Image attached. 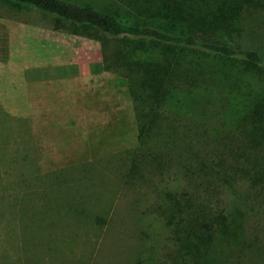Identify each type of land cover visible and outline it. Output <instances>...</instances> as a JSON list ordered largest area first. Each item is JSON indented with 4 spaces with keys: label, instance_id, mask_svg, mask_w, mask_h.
I'll use <instances>...</instances> for the list:
<instances>
[{
    "label": "rangeland",
    "instance_id": "1",
    "mask_svg": "<svg viewBox=\"0 0 264 264\" xmlns=\"http://www.w3.org/2000/svg\"><path fill=\"white\" fill-rule=\"evenodd\" d=\"M68 1L109 9L129 24L187 29L144 12L142 0ZM171 1L226 11L232 5L235 14L210 30L209 40L264 56V9L235 0ZM108 49L100 36L57 29L39 10L0 0V264H264V197L255 198L248 182L219 187L217 207L236 217L234 243L177 242L163 219L167 212L139 211L138 192L147 183H169L179 195L193 194L197 182L174 165L162 175L145 170L143 180L126 184L138 127L128 82L106 61ZM22 56L43 62L25 69ZM188 107L179 117L186 123L193 116ZM199 142L193 146L200 158L215 148Z\"/></svg>",
    "mask_w": 264,
    "mask_h": 264
},
{
    "label": "trees",
    "instance_id": "2",
    "mask_svg": "<svg viewBox=\"0 0 264 264\" xmlns=\"http://www.w3.org/2000/svg\"><path fill=\"white\" fill-rule=\"evenodd\" d=\"M7 1L39 10L57 29L103 38L109 48L106 61L128 82L138 127V149L126 184L143 180L145 170L162 175L174 165L190 184L197 182L193 194L177 195L170 192L169 183L149 186L144 180L139 211L167 212L163 219L177 242L203 247L234 243L236 217L219 210L216 202L219 187L231 183L248 182L255 198L264 197V56L209 40L207 34L225 27L237 9L206 8L207 2L184 8L171 0H142L144 12L185 24V31L172 33L166 26L129 24L109 9L68 0ZM234 2L264 9V0ZM205 55L213 60H204ZM186 107L193 112L188 123L179 119ZM198 114L201 117H195ZM215 117L219 121L211 125ZM198 141L206 148L213 142L215 148L200 158V149L196 152L193 146ZM94 221L106 225L101 217Z\"/></svg>",
    "mask_w": 264,
    "mask_h": 264
},
{
    "label": "crops",
    "instance_id": "3",
    "mask_svg": "<svg viewBox=\"0 0 264 264\" xmlns=\"http://www.w3.org/2000/svg\"><path fill=\"white\" fill-rule=\"evenodd\" d=\"M22 63L24 65V68H28V69H32V68H35L37 65L36 63H40V62H43V60L41 59V57L37 58V57H34V58H25V56H22ZM52 62V59L51 58H47L46 59V64H49Z\"/></svg>",
    "mask_w": 264,
    "mask_h": 264
}]
</instances>
